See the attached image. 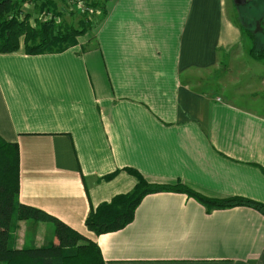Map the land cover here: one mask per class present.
I'll use <instances>...</instances> for the list:
<instances>
[{"label": "crops", "instance_id": "obj_1", "mask_svg": "<svg viewBox=\"0 0 264 264\" xmlns=\"http://www.w3.org/2000/svg\"><path fill=\"white\" fill-rule=\"evenodd\" d=\"M102 2L74 46L0 53V138L18 146L19 202L93 242L104 264H264V215L207 211L181 192L146 195L121 230L87 229L91 209L134 189L128 169L264 204V113L246 106H264V60L234 1Z\"/></svg>", "mask_w": 264, "mask_h": 264}, {"label": "trees", "instance_id": "obj_2", "mask_svg": "<svg viewBox=\"0 0 264 264\" xmlns=\"http://www.w3.org/2000/svg\"><path fill=\"white\" fill-rule=\"evenodd\" d=\"M38 1L40 9L51 11L54 19L63 14L58 10L56 0ZM91 5L96 7L97 4L91 1ZM14 7L16 8V4L11 0H0V53L2 54L17 51L21 42L27 54L60 52L74 46L77 38L96 24L85 19L79 21L76 27H66L50 20L39 22L34 26L29 23L28 15L24 14V18L19 20L17 16L20 11ZM101 9L103 15V4ZM11 13L14 14L9 18ZM86 20L88 22H85ZM249 54L255 60H264V47H252ZM127 171L137 180L134 189L130 193L116 195L109 202L91 209L87 215L85 225L95 235L123 229L132 222L135 210L143 197L165 191L185 193L201 203L207 211L245 206L264 215L263 203L241 197L212 199L194 192L181 183L174 186L153 184L147 182L135 170ZM18 193V146L0 138V264H104L100 251L93 242L45 212L21 204ZM21 221L33 225L40 222L53 223L55 226L53 233H57L58 236L57 242L55 243L51 238L37 247L34 243L35 236L31 234L27 243L24 242L21 247H17L15 231Z\"/></svg>", "mask_w": 264, "mask_h": 264}, {"label": "rangeland", "instance_id": "obj_3", "mask_svg": "<svg viewBox=\"0 0 264 264\" xmlns=\"http://www.w3.org/2000/svg\"><path fill=\"white\" fill-rule=\"evenodd\" d=\"M12 3L16 4V10H19V13H22L23 15L29 16V23L32 25H36L39 22H48L43 21V18L41 17L44 13H51V11L41 10L39 7V1L38 0H11ZM103 0H92V2H95L97 5L95 7L96 12L91 15L89 18L85 16H81L78 13L67 11L69 9V6L62 1L56 0V5L59 11H63V14H60L59 17L56 18V21L54 22L56 24L66 25V27L74 26L76 27L81 20L87 19L88 21L92 23H97L101 16H102V2ZM264 0H250L248 5L244 6H231L232 10H237V13L235 14V18L238 20V13L239 18H241L240 23L245 27L246 29V37L245 41L248 44V47H251L253 45L254 48H262L264 47ZM13 10L15 11V9ZM61 11V12H62ZM16 13V11L14 12ZM14 13H11L9 18L13 16ZM18 13V14H19ZM85 22H88V21ZM254 39L253 43L251 44V38ZM249 38V39H248ZM264 92V90H263ZM259 101V100H258ZM249 106L250 109L264 113V106L261 104L256 105H246ZM55 226L51 222H40L36 225H33L31 223L27 222H19L18 223V229L15 231L17 242L16 243H22L25 242V237L29 240L31 237V234L34 235V239H37V243H45L47 240L51 239L56 243L57 242V233H53ZM23 242V243H24Z\"/></svg>", "mask_w": 264, "mask_h": 264}, {"label": "built area", "instance_id": "obj_4", "mask_svg": "<svg viewBox=\"0 0 264 264\" xmlns=\"http://www.w3.org/2000/svg\"><path fill=\"white\" fill-rule=\"evenodd\" d=\"M91 1L92 0H64L67 6H69V9H67V11H74L75 13H78L79 15L88 18L96 12L95 7L91 5ZM41 17L43 18V21H47V20L56 21V18L54 19L51 13H44L42 14ZM17 18L21 20L24 18V15L20 13L17 16Z\"/></svg>", "mask_w": 264, "mask_h": 264}, {"label": "water", "instance_id": "obj_5", "mask_svg": "<svg viewBox=\"0 0 264 264\" xmlns=\"http://www.w3.org/2000/svg\"><path fill=\"white\" fill-rule=\"evenodd\" d=\"M233 1L238 6H242L246 3V0H233Z\"/></svg>", "mask_w": 264, "mask_h": 264}]
</instances>
